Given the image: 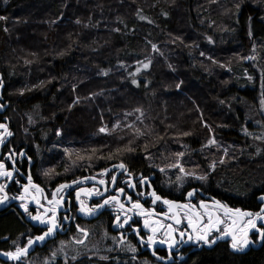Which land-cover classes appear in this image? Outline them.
Listing matches in <instances>:
<instances>
[{
    "label": "trees",
    "instance_id": "1",
    "mask_svg": "<svg viewBox=\"0 0 264 264\" xmlns=\"http://www.w3.org/2000/svg\"><path fill=\"white\" fill-rule=\"evenodd\" d=\"M53 1L0 0L1 104L6 102L0 122L9 132L16 128L14 121L10 127L6 118L30 117L38 125L35 135L40 155L45 150L44 140L53 139L58 127L70 137H76L78 131L73 129L80 127L94 151L112 143L104 151L106 155L96 154L97 158L109 165L125 164L115 161L121 157L139 176L149 173L141 156L144 149L166 154L184 147L196 155L213 136L227 152L221 158V149L212 144L207 151L213 150V157L209 155L205 164L198 158L205 168L217 159L223 161L209 176L211 192L227 196L232 206L249 208L255 195L264 192V0H235L230 6L231 23L223 29L218 27H223L226 17L220 8L209 5L210 0H60L52 19L46 21L43 9L54 8ZM174 3L186 13L179 21L173 20ZM181 30L187 42L179 45L176 36ZM170 39L179 46L172 57L174 64L167 65L171 71L165 70V81L156 83L159 53L148 71L136 73L142 61L152 57V46L161 47ZM228 47L235 53L231 62L225 59ZM3 58H9L11 65H1ZM81 65L94 73L84 78V86L76 82ZM100 72L105 75L96 78ZM163 83L168 93L161 105L168 114L153 121L156 134L150 126L136 130L137 123L149 124L146 103L150 97L158 98L154 90L162 89ZM199 96L207 105H199L204 103ZM136 97L144 112L128 126L116 116L126 114ZM93 105L92 118L86 110ZM117 106L121 108L118 111ZM96 108L113 117L98 118ZM101 128L107 131L101 132ZM130 130L133 134L123 135ZM168 132L175 134L172 137ZM11 139L1 157L18 148L17 139ZM99 139L101 144L95 142ZM117 141L130 142L132 147ZM118 146L122 150H115ZM233 146L242 147L243 152L235 153ZM27 229L15 211L0 213V253L11 252ZM121 262L74 260L70 264H124ZM125 264L139 263L125 260ZM166 264H264V245L241 256L219 246Z\"/></svg>",
    "mask_w": 264,
    "mask_h": 264
},
{
    "label": "rangeland",
    "instance_id": "2",
    "mask_svg": "<svg viewBox=\"0 0 264 264\" xmlns=\"http://www.w3.org/2000/svg\"><path fill=\"white\" fill-rule=\"evenodd\" d=\"M233 2L235 3V0L209 1V5L213 4L214 6L220 8L222 10L223 15L226 17V20L222 22L223 27H218V28L223 29L227 27L225 26L227 25V23H231L230 6ZM60 3H62L60 0L53 1L51 5L54 8L49 7L47 10L40 7L45 12L46 21L52 19V16L54 14L53 10L57 8L58 4ZM178 5L179 3L177 4L174 3V8L177 9ZM182 5L185 6V7L183 6V8L187 7L185 3ZM234 5L237 7V3ZM218 13L220 14V12ZM181 14H186V13L184 11H179L178 9L175 10L173 20L179 21V18L182 17L184 18V16H182ZM187 21H188V17H187ZM51 22L53 23V21ZM15 23L16 25H18L17 22ZM183 24L184 23H181V26H183ZM186 31H187V26L185 27V33H187ZM22 32L23 35L27 34V32L24 30H22ZM183 32L184 30H181L179 34L177 33L176 36L179 38L178 39L179 45H181L182 42L183 43L187 42L186 40L183 39L184 37ZM222 32H227V31H222ZM206 38L207 40H210L209 36H207ZM227 39L229 40V42L231 41L229 37H227ZM22 44L24 46L27 45V43L24 42H22ZM179 45L175 44V42H173V40L171 39L168 42H163L161 47L154 44L151 48L152 57L151 58L147 57L146 59H144L142 63L138 66L137 69H139V71H136V73H139L142 70L148 71L150 67H152L151 62H153L154 55L156 58L157 53H159L160 63L156 67L159 77H157L158 80L156 81V83L160 85L162 80L164 82L166 79L165 70L171 71L169 70L167 65L174 64L172 61V57H175V54L177 53L176 49L178 48ZM224 47L226 48V46ZM226 54L227 55L225 59L231 62L232 56L235 55V53L232 51V48L230 49L228 47V50H226ZM2 62L11 65L9 58L7 59L3 58V60L1 61V65ZM146 63L149 64L148 68L143 67V65ZM77 69L80 76V80L76 81L77 85L84 86V84L82 83H85L87 81V79L84 80V78L86 76L89 77L94 73L92 70L88 69L87 67L85 68L83 65H81ZM159 72L161 73V77L159 75L160 74ZM104 75L105 73L100 72V74L95 75V77L96 78L102 77ZM163 86L164 87L162 89L159 86L154 90L156 92V95H158L157 96L158 98L156 97L157 99H154L150 97L151 99H148L146 106L144 105L145 113L146 116L148 117L149 124L137 123L136 126L134 127L136 130L139 128L150 126L153 133L156 134V132L154 131V128L156 126L153 123V121H157L158 119H161V117L164 114H168V113H163L164 105H161V103L165 104L163 101H166L167 93H168L167 91H165L166 88L164 83ZM195 92L196 94L200 95V90L196 89ZM136 100L137 97L134 101L128 104L127 112L130 109L132 110H130L128 113L126 112V114H123V112H121L118 117L116 116V118L118 119H123L128 126L132 125L133 120H135L137 116L142 115L144 112V110L139 108L140 104ZM199 100L204 102V103H199L200 106L207 105V102L204 100L203 97L199 98ZM156 101L158 103V106L156 104ZM2 104H6V102H3ZM95 107L96 105H93L92 108H88L86 110L91 113L90 117L92 118H93V110ZM85 109L86 107L84 108V110ZM118 109L121 108L117 106V111ZM48 110L49 107L46 110V112ZM95 110H97L98 118L99 117L100 119L105 118L104 116H106V112H102L98 108H96ZM106 117H113V115L108 111ZM9 120H10V124H9L10 127L14 121V125L16 128V131L11 130L12 135L10 136H13V139H15V141L17 139L19 145L18 148H11V152L9 153V155H7L6 158L4 157V159L0 158V162L3 163L5 161L8 162V159L10 158L13 164H20L23 166V163H26L27 167H31L33 169L35 177L40 182L43 188L50 190V188L52 187L51 192L53 193L54 188L57 185H59V183H62L65 179H70V181H74V180L76 181L78 179L91 176V172H93L92 175L96 176V178L98 179L102 180L106 177L105 176L106 173H104V171H101V167L109 165L110 162L108 161L107 163H104V160L101 158H97V155L100 153L101 155L102 153L103 155H106L104 154V151L112 143L110 144L105 143L103 145V148L97 147L94 151L93 150L94 146L93 144H90L88 137L85 134L79 132L81 131L80 127L79 128L76 127V129H73L74 132L78 131L75 132L77 133L76 137L68 136V134L65 133V130L63 128L58 127V130L53 139L48 138L44 140L45 142L44 153L38 155L39 154L38 152L40 151L39 150L40 146H38L36 142V135H35V128H37L38 126L37 123L34 121L32 122L30 117L24 115H16V117L6 118L5 121L9 122ZM166 120H168V117L166 118ZM68 131L69 133H73L71 132L70 128ZM131 134H133V130L132 131L130 130L123 135L129 136ZM168 134L173 137L175 133L168 132ZM212 138H214L215 140V143H213V145H216L217 148L221 149L223 153L221 158L224 159L225 145L223 146L221 142L219 143L213 136L208 139V142ZM9 140L11 142L12 139L10 138ZM95 142H97V144H101L103 140L99 139L96 140ZM117 142L126 143L128 144L129 147H132L130 142H125V141H117ZM213 145L208 143V145L204 147L205 149L202 148L199 151V154L196 155L194 154L195 152L188 151L184 147H182L179 151L176 150L167 151L165 152L166 154H164L163 152L158 153L144 149V151H141V156L144 159L143 160L144 163H146L147 166L149 167V173L148 175L142 174L143 175L142 177L152 178V180L156 185L166 189L169 193H174L175 195L179 194L180 192H185V190H188L191 186H196V185L202 188L204 191L211 192L213 190L208 185V183L210 182L209 176L211 173H213L214 169L221 164V161L217 159L213 162H210L208 166L205 168L203 164L198 162V158L200 157L203 158L205 164L206 163L205 161L208 159L209 155L213 157V150L207 151L209 150L210 147H213ZM89 146H93V148L90 149ZM141 148H143V145ZM231 149H234L235 153L243 152L242 147L233 146ZM115 150H122V148L118 146V148ZM177 153H183V155L178 156ZM115 161L125 162V164L129 165L130 167L128 161H124L121 157L118 160L116 159ZM213 164L215 165L214 168L212 167ZM174 165H181L184 168V172H181L180 168L175 167ZM161 169H163V171H161ZM131 174L134 175L132 172ZM201 176L206 177V179L203 180L199 179V177ZM136 177L141 178V176H136ZM7 180L8 177L4 178L3 180L0 181V184L4 185ZM87 183H83V185ZM14 186H15V190L14 191L10 190L11 193H13L14 196L23 195L22 189L24 188V184H21V180L18 179L14 184ZM98 187L100 188V186L97 185L91 187L90 190L91 193L99 194L100 190ZM62 192L59 193L58 195L59 197L62 196L63 194ZM27 202L19 201L16 203L17 205L13 207V209L9 210L18 213L21 216L22 222L25 221L23 218L30 217V213H29L30 205ZM81 203L83 204V206L87 208H93L94 209L93 211L98 210L99 208L97 209L95 208V206L100 204L99 202H97V200H93L90 202L85 198L81 199ZM22 204H26L28 208V211L25 213L26 214L25 216L24 213H22V211L24 210ZM111 206L116 208L114 212L121 213L120 212L121 210L118 209L116 205H111ZM76 217L77 219L74 221L73 225L69 228V232L63 236H59V238L57 239L58 241L57 240L51 241L47 245V247H45L42 250L38 249L31 251V246L35 243L34 242L31 246L28 247L27 254L22 256L20 260H14L4 255V253H0V264H70L74 260H102L112 263H120L122 261L121 263L124 264H125V260L135 261L139 264H161V263L166 264L175 261H181V260H154V258H151L150 254L146 253L147 250L146 245L139 241V237L136 232L138 227H136V225H132L131 227L127 226L124 230L120 232H113L111 230L112 224L103 220V216L98 219L90 220V221L86 220L82 213L76 214ZM80 229H84V232H81ZM29 238L33 239L34 234L32 230L27 229V231L24 232L21 236H19L18 239L14 242L15 246H13L11 252H15L17 247L27 246V241ZM133 248H135V251H132ZM146 260H153L154 263L147 262Z\"/></svg>",
    "mask_w": 264,
    "mask_h": 264
},
{
    "label": "flooded vegetation",
    "instance_id": "3",
    "mask_svg": "<svg viewBox=\"0 0 264 264\" xmlns=\"http://www.w3.org/2000/svg\"><path fill=\"white\" fill-rule=\"evenodd\" d=\"M1 88H2V85H1ZM2 91H3V88H2ZM2 96H3V92H2ZM1 102H2V99L0 101V108L2 107L4 109V106L1 104ZM0 133H4V132L1 131ZM6 137H4L5 138L4 142L0 143V158L1 159H4V157L6 158V156L9 155V153H7L1 157L2 152H3L2 149L5 147L7 142L9 143L10 141V140L6 141ZM10 138L11 136L9 137V139ZM4 164L6 166V170L16 171L15 178L10 183V185L6 188V185L9 183L11 178H8V180L4 184L5 185L4 189H5V192L9 195V200H12L14 198H19L20 196H22V195L14 196L11 193V191H12V188L15 190L14 184L16 183L18 179L21 180V184H24V186L27 185L29 175L32 178V183H34L35 185H39V187L43 189V192L41 193L37 191L34 187H31L28 195L27 194L25 195L24 188L22 189L23 196L29 199V201L28 202L26 201V202L30 205L29 213L31 214L30 217L23 218L25 220L24 223H26L27 226H29L28 228L32 230L34 234L33 239H35L37 236H40L44 232L47 231L48 225L42 224L39 221L33 220L32 216H35L38 212L41 214H45V210L52 207V205L48 203V201L52 199V192H51L52 187L50 188V190L43 188L42 185L37 180V178L35 177V175H33L32 170L30 169L31 167H27L24 169V165L22 166L20 164H13L10 158L8 159V162H4ZM124 165L126 166L125 171L121 175H119V177L118 176L116 177V174L120 172L121 170L120 167L114 168L112 167V165H106V166L101 167V171H103L104 169L109 170L112 167V169L108 171L107 174H105L106 177L102 179L105 181L104 186L103 185L101 186L98 181H89L85 185L81 184V185H77L74 187H66L57 193L56 198L58 200L61 197H63L61 204L57 207V211H56V220H57L58 227L56 228L54 233L57 235V239L59 236H63L69 232V228L73 225L74 221L77 219L76 214L82 213L84 218L88 220L87 217L84 215L83 211H81V204H82L81 199L85 198L89 200L90 202L93 200H97V202L103 205L104 201L107 200L109 197L118 196L120 203L124 204L125 207L121 209L116 204V202L110 201L109 203H107V206L104 209V211L101 213V215H99L96 219L103 216V220L112 224L111 230L113 231L112 229L113 222L116 219V217L117 216L122 217L123 219L120 221V223L124 225L123 222H124L125 214H126L128 217H130V219L128 220V223H129L128 227H131L132 225H136V227H138L139 241L142 242L141 237H143L142 243L145 244L147 247L146 253L150 254V257L154 258V260H186L187 257H189L190 255L194 253L202 252L204 250H213L219 246L225 247L227 251L233 255L241 256V255L249 254L253 251H258L263 247L264 240H261L259 238V234L256 232L255 229H251L248 232V239L250 243L245 247L233 248L232 247V235L222 234L223 230L227 227V224L230 221L228 220V217L224 216L223 210H220L217 208V206L214 204V201H220L222 205H226L228 208H232V209L238 208V209H241L242 211L258 212L262 207H264V199H262V197H264V192H261L255 195V199L249 208L242 207V206L236 207V206L230 205L227 202V196L222 195L220 193H212V192L204 191L202 188H200L197 185L191 186L188 190H185V192H180L179 194L175 195L174 193H169L166 189L161 188L160 186L156 185L154 181L152 180V178L150 177H145L146 180H144V182L141 183L142 176L141 178H138L136 176H139V175L137 174H135V176L132 175L130 173L131 172L130 169L127 168V164H124ZM113 176H115V181L112 180ZM93 177H96V176H93ZM4 178L6 177H0V181L3 180ZM67 183L68 182H62V183H59V185L67 184ZM93 184L100 186V188L98 187L100 190L99 194L91 193L90 190H91V187H94ZM59 185H57L54 188L53 192ZM89 185H92V186H89ZM81 189H87V194H90L92 196H99L103 194L104 196L100 199H89L83 196L79 200H77L76 192ZM119 189H124V192L120 193ZM193 189L195 190L194 195L192 197H188L187 193L190 191H193ZM34 191L36 192V194ZM153 191H155V193L162 198L161 200L155 201V203H153L154 197L151 195ZM61 192L63 194L62 196L59 197L58 195ZM33 197H37L39 199L40 201L39 205L35 202V200H33ZM128 197H131V201L128 200ZM74 198L76 202L74 201ZM163 200L175 201L177 204H181V205L182 204L195 205L196 206L195 210L201 212V214H204V210L200 208L199 202L204 201L208 205V210L212 212L214 216L219 215L221 220L225 221V223L218 225L220 231H216L215 229H213L209 234V240H214L215 242L206 244L203 241L197 242L194 238L192 240H189L188 235L192 234L194 236L195 234L193 233L192 229L188 226L187 216L185 215L186 210L174 207L172 211H169V205H166L165 203H163ZM136 201H139V203L143 205L144 209L152 211V215L150 217L140 215L139 214L141 211L140 209L132 208V204ZM16 205L17 204H13L6 211L13 209V207H15ZM111 205H116L117 208L121 210L120 211L121 213L114 212L116 208H114ZM95 211H93L92 213H87V214L92 215ZM174 212L180 213V218L182 222L179 225H177L175 221L170 218L172 217ZM22 213H24V216L26 215L25 210H23ZM165 213H167V216L164 215ZM51 215H52L51 212H47V216H51ZM145 218H148L151 221H160L162 224H172L174 228L178 229V231L174 233V236L177 242L174 245V247L171 249V253H169V248L167 244L158 242L160 240L167 239V237L163 235V231H164L163 229H160L155 235V239L157 240V243L152 244V245H149L147 243V238L149 235H152V233L150 232L148 228L144 227ZM33 223L40 224V225L34 226ZM206 223H207V216L205 215L204 224ZM261 225H264V221H257V227L259 228L261 227ZM200 227L203 228V224H201ZM180 231L185 232L184 237H181L179 235ZM236 236L239 239L241 236V233L237 231ZM161 257H163V259H160Z\"/></svg>",
    "mask_w": 264,
    "mask_h": 264
},
{
    "label": "snow or ice",
    "instance_id": "4",
    "mask_svg": "<svg viewBox=\"0 0 264 264\" xmlns=\"http://www.w3.org/2000/svg\"><path fill=\"white\" fill-rule=\"evenodd\" d=\"M2 19V17H0ZM155 47V46H154ZM144 68H148L149 64H144ZM139 71V69H137ZM135 83V81H133ZM264 87V85H262ZM0 129H4L7 135H12L11 132L7 131V126L4 124H0ZM101 132L106 131L105 128L100 129ZM188 133H185L187 135ZM3 135L4 133H0V143H3ZM215 143L214 138L209 140V144ZM227 150H225L226 152ZM22 155V154H21ZM178 156H182L183 153H177ZM223 162V161H221ZM175 167H179L181 172H184V168L181 165H174ZM120 168L124 169L126 166L121 163L119 165ZM212 167L214 168L215 165L213 164ZM104 173H107L109 170L104 169ZM163 171V169H161ZM187 174V173H186ZM13 173L11 171L6 170V166L3 162H0V177H8L11 178ZM87 179V178H85ZM94 179V178H93ZM199 179L203 180L206 179V177H199ZM112 180L115 181V176L112 177ZM146 178L141 179V183L144 182ZM73 184L78 183L77 181H72ZM100 184H104V180L99 181ZM28 185H32V178L29 175L28 177ZM28 185L24 186L25 193L28 192ZM37 191L43 192V189L39 187V185H32ZM70 187V185L61 184L57 187L56 191L52 193V199L48 201L50 205H52L51 208L45 210V214L37 213L35 216H32L33 220L39 221L42 224H47L48 229L46 232L43 233V235L37 236L35 238L36 241H42L44 238L51 233H53L56 228L58 227L57 220H56V211L57 207L61 204V201L63 197H61L59 200L56 198L57 193L60 192L62 189ZM5 185L0 184V193H4ZM80 191H85V189H81ZM120 193L124 192V189H119ZM195 190L190 191L187 193L188 197H192L194 195ZM151 195L154 197L153 203L157 200H161L162 198L158 196L155 191L151 193ZM80 192H77V199L79 200ZM7 199L6 193L3 196H0V203H3L4 200ZM19 199L24 200L25 197L22 195L19 197ZM264 199V197H262ZM33 200L39 205L40 201L37 197H33ZM128 200L131 201V197H128ZM110 201L116 202V204L123 209L125 206L124 204L120 203L118 196H111L107 200L104 201V204L109 203ZM163 203L166 205H169V211H172L173 208H181L186 210L185 215L187 216L188 226L192 229L194 236L192 234L188 235V239L192 240L193 238L197 241H203L204 243H214V240H209V234L210 232L215 229L216 231H220L218 225L225 223V221L221 220L219 215H213L212 212L208 210V205L204 201H200V208L204 210V214H201V212L196 211L195 205L190 204H177L175 201H169V200H163ZM214 204L217 206L218 209L223 210L224 216L228 217V220L230 221L227 224V227L223 230L224 235H232V247L233 248H239V247H245L247 246L250 241L248 239V232L251 229H255L256 232L259 234V238L261 240H264V225H261V227H257V221H264V207H262L258 212H250V211H242L241 209H232L228 208L226 205H222L220 201H214ZM42 206V205H41ZM22 207H24V210L27 212L28 208L26 204H22ZM103 207V205L98 204L95 206V208ZM132 208L134 209H140V215L150 217L152 215V211L146 210L143 208V205L139 203V201H136L132 204ZM94 209L93 208H87L81 204V211H84L86 213H91ZM47 212H51V216H47ZM31 215V214H30ZM167 216V213L164 214ZM205 215L207 216V223L204 224V218ZM175 221L177 225L181 224V218L179 212H174L172 217H170ZM130 217H128L125 214L124 224L128 223V220ZM116 222L121 227H123V224L120 223V217H116ZM203 224V228L200 227V225ZM144 227L148 228L152 235H149L147 238V243L149 245L157 243V240L155 239L156 233L163 229V235L167 237V239L158 241L159 243H164L168 245L169 253H171V249L176 244V239L174 236V233L178 231V229L174 228L172 224H162L160 221H151L148 218H145L144 220ZM81 232H84V229H80ZM137 234H139V229L136 230ZM239 231L241 233L240 238L238 239L236 236V232ZM179 235L181 237H184L185 232L180 231ZM141 241L143 242V237H141ZM35 241L32 238H29L27 241V246L25 247H17L15 252H6L4 255L14 259V260H20V258L27 254L28 247L31 246ZM132 251H135V248L132 249ZM160 259H163L161 257Z\"/></svg>",
    "mask_w": 264,
    "mask_h": 264
},
{
    "label": "water",
    "instance_id": "5",
    "mask_svg": "<svg viewBox=\"0 0 264 264\" xmlns=\"http://www.w3.org/2000/svg\"><path fill=\"white\" fill-rule=\"evenodd\" d=\"M1 81H2V74L0 73V83H1ZM1 99H2V88H1V85H0V101H1ZM3 111H4V109L1 107L0 108V115L3 113ZM1 131H3L4 132V135H3V138L7 135L6 134V132H5V130L4 129H0V132ZM7 131H9V129H8V127H7ZM9 135H7V137H6V141L7 140H9ZM121 163H118V164H114V165H112V167H119V165H120ZM125 171V168L124 169H122L121 168V170H120V172H118L117 174H116V177L118 176L119 177V175H121L123 172ZM12 173H13V175H12V177H11V179H10V181H9V183L6 185V188L10 185V183L14 180V178H15V173H16V171L15 170H12L11 171ZM107 174V173H106ZM85 178H87V179H85ZM85 178H82V179H79V180H76L78 183H76V184H73L72 182H70V183H67L66 185H70V187H74V186H77V185H81V184H83V183H86V182H89V181H100L98 178H96V177H85ZM94 178V179H93ZM100 184V183H99ZM28 185V184H27ZM32 185H35L34 183H32ZM32 185H28V192L27 193H25V194H29V190L31 189V187H33ZM101 186L103 185H105V184H100ZM57 189V188H56ZM56 189H55V191H56ZM54 191V192H55ZM77 192H80V197H79V199L81 198V197H83V196H85V197H87V198H89V199H100V198H102L103 196H104V194L103 195H99V196H92V195H90V194H87V189H85V191H77ZM77 192H76V197H77ZM6 192H5V189H4V193H0L1 195H4ZM6 195H7V199H5L4 200V202L3 203H0V211H2V210H6V209H8L9 207H11V205H13V204H15V203H17V202H19V201H29V199H27V198H25L24 200H21V199H19V198H14V199H12V200H9V195L6 193ZM78 200V199H77ZM106 206H107V204H104L103 203V207H101L99 210H97V211H95L92 215H88L87 213H85L84 211H83V213H84V215L87 217V219L88 220H95L99 215H101V213L104 211V209L106 208ZM123 218L122 217H120V221L122 220ZM128 224L129 223H127V224H124L123 225V227H121V226H119L118 224H117V222H116V219L114 220V222H113V227H112V229H113V231H115V232H118V231H121V230H123V229H125V227L126 226H128ZM44 243H45V239L43 240V244L42 245H40L41 247H43L44 246Z\"/></svg>",
    "mask_w": 264,
    "mask_h": 264
},
{
    "label": "bare ground",
    "instance_id": "6",
    "mask_svg": "<svg viewBox=\"0 0 264 264\" xmlns=\"http://www.w3.org/2000/svg\"><path fill=\"white\" fill-rule=\"evenodd\" d=\"M90 18V17H89ZM108 31V30H107ZM94 36V35H93ZM47 45H50V44H47ZM29 50V49H28ZM48 50H50V49H48ZM26 55V54H25ZM32 56V55H31ZM30 56V57H31ZM29 57V56H28ZM22 61V60H21ZM5 76V75H4ZM3 79V78H2ZM3 92V91H2ZM24 119V118H23ZM24 122V121H23ZM1 123V122H0ZM41 127V126H40ZM15 130V129H14ZM3 132V131H2ZM22 132V131H21ZM17 133H18V131H17ZM23 134V133H22ZM26 136V135H25ZM6 137V136H5ZM15 137V136H14ZM4 140H5V138L3 139V142H4ZM15 140V139H14ZM8 141V140H7ZM38 141V140H37ZM15 142V141H14ZM8 143V142H7ZM56 143V142H55ZM23 148V147H22ZM3 150V149H2ZM19 150V149H18ZM36 150V149H35ZM16 152H18V151H16ZM26 153V152H25ZM125 153V152H124ZM37 159V158H36ZM47 161V160H46ZM6 162V161H5ZM53 165V164H52ZM31 170H32V168H30ZM111 169H112V167H111ZM111 169H109V171L111 170ZM68 170V169H67ZM52 171V170H51ZM55 172V171H54ZM60 172V171H59ZM63 172V171H62ZM72 177V176H71ZM43 178V177H42ZM20 180V179H19ZM65 181V180H64ZM51 183H52V181H51ZM69 183V182H68ZM45 186V185H44ZM24 193H25V191H24ZM26 195V194H25ZM7 210V209H6ZM5 210V211H6ZM4 210H2V211H0V213H2V212H5ZM32 221V220H31ZM33 225L34 226H38V225H40V224H34L33 223ZM29 227V226H28ZM41 233V232H40ZM39 234V233H38ZM7 235V234H6ZM43 235V234H42ZM59 238V237H58ZM45 243H44V246L43 247H41L40 245H42L43 244V240L42 241H36L35 239H34V241H35V243L31 246V251H34V250H38V249H44L45 247H47V245H48V243L49 242H51V241H53V240H55V239H57V235L53 232V233H51L50 235H48V236H46L45 238ZM20 240V239H19ZM60 240V239H59ZM4 241V240H3ZM58 241V240H57ZM10 248V247H9ZM35 253V252H34ZM37 258V257H36ZM30 259V258H29Z\"/></svg>",
    "mask_w": 264,
    "mask_h": 264
}]
</instances>
